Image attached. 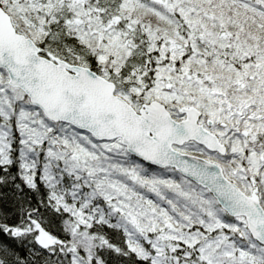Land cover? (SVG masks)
<instances>
[{
  "label": "snow or ice",
  "instance_id": "1",
  "mask_svg": "<svg viewBox=\"0 0 264 264\" xmlns=\"http://www.w3.org/2000/svg\"><path fill=\"white\" fill-rule=\"evenodd\" d=\"M0 264H264V0H0Z\"/></svg>",
  "mask_w": 264,
  "mask_h": 264
}]
</instances>
